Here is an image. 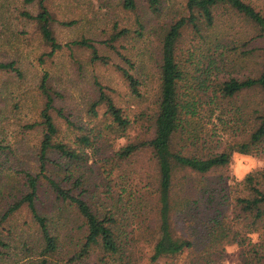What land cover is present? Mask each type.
I'll return each instance as SVG.
<instances>
[{
	"label": "trees",
	"instance_id": "1",
	"mask_svg": "<svg viewBox=\"0 0 264 264\" xmlns=\"http://www.w3.org/2000/svg\"><path fill=\"white\" fill-rule=\"evenodd\" d=\"M48 1L27 0L36 5V11L22 12L33 22L45 48L38 59H49L62 48L79 47L89 50L92 63L108 64L110 57L100 53L92 39L81 37L64 44L57 40L55 18ZM143 1L156 15L162 11L164 0ZM120 4L127 11H139L137 0H120ZM184 7L185 14L178 13L158 26V83L150 112H142L130 120L115 104L110 88L99 82L95 83L96 94L87 106L91 119L103 109L102 116L110 119L107 127L118 129V137L140 124L139 135L126 136V142L105 158L119 163L135 155L145 156L150 172L143 170L142 176L136 172L134 184L133 181L126 184L127 181L119 185L127 197L125 207L122 198L107 204L80 174L60 178L50 173V167L69 171V164L90 160L86 151H94L95 142L102 137L100 130L79 124L70 112L58 107L56 101L63 98V93L53 87L48 73L40 76L37 86L40 119L30 124L40 127L33 153L35 171H23L22 188L0 213V257L10 256L9 222L16 213L23 212L35 237L22 243L25 250L34 254L30 264H139L137 258L142 256L136 255L142 250L148 251V264H216L225 248L232 245L238 248L241 257L238 264H264V167L245 173L231 185L211 178L218 168L231 162L235 153L251 156L264 153V11L250 0H184ZM225 16L249 26L252 35L242 41L243 50L237 56L252 59L253 65L247 74L235 76L232 72L235 61L206 54L202 60L205 68L200 73L215 76L212 82L208 76L197 80L199 97L193 99L185 91L186 72L178 59L182 35L191 29L193 35L205 40L209 30ZM128 32L126 27L114 23L112 31L99 44L125 63V66L115 64L116 70L131 94L139 97L142 81L131 72L135 63L116 46ZM219 40L209 43L213 52L224 49ZM252 42L256 45L250 46ZM121 48L124 49L122 44ZM0 71L22 77L15 60L0 61ZM220 72L223 74L219 77ZM247 92L255 94L252 103L245 109L237 107V116L233 113L236 121L241 122L234 127L240 131L238 138L225 142L220 139L222 144H215L220 148L217 152L203 150L199 155L196 150L191 151L190 146L199 145L197 129L190 121L199 108H206L211 119L221 122L228 111L224 102ZM242 125L248 129L241 128ZM63 126L72 131L81 149L59 138ZM63 160L67 164H61ZM47 207L59 211L67 207L80 222L74 242L72 239L67 242L64 253L53 226L55 221L45 212ZM56 256L60 259L54 260Z\"/></svg>",
	"mask_w": 264,
	"mask_h": 264
},
{
	"label": "rangeland",
	"instance_id": "2",
	"mask_svg": "<svg viewBox=\"0 0 264 264\" xmlns=\"http://www.w3.org/2000/svg\"><path fill=\"white\" fill-rule=\"evenodd\" d=\"M137 1L139 2L137 13L123 9L120 0L48 1V6L55 18L54 31L57 40L64 44L81 37L92 39L98 45L100 53L110 57L109 63L104 65L92 63L88 58L89 50L79 47H73L72 50L62 48L53 57L40 61L38 57L45 48L41 44L33 22L22 14L23 11L35 13L36 5L27 0H0V61L15 60L22 72V77H18L13 72L0 71V213L22 188L23 171L30 170L32 173L35 171L33 153L40 138V127H30V124L40 119V98L37 86L44 72L48 73L53 87L63 93V98L58 99L56 105L70 112L79 124L100 130L102 137L95 142L94 151H86L90 160H84L79 164H69V171L50 167L52 176L74 178L80 174L84 176L82 178H85L83 181L97 190V194L107 204L122 198L125 207L127 197L119 185L122 186L127 181L126 184L131 185V181L134 184L135 178L138 177L134 175L136 172L140 176L143 170L146 173L150 172L143 154L132 156L119 163L105 159L126 142V136L132 138L139 135L140 124L137 128L135 127L136 129L127 130L125 136L118 137L119 133L116 132L119 131L118 129L107 127L110 119L102 116L103 109L99 110L98 117L94 119H91L86 111L88 103L96 94L95 83L99 82L110 88V96L130 120L141 115L142 112L147 114L150 112L158 83L156 67L159 47L158 26L176 17L178 13L185 14L186 8L184 0H164L162 11L156 15L147 8L143 0ZM250 2L264 11V0H250ZM114 23L118 27H126L129 30L126 36L116 42V46L135 63L131 72L142 81L139 97L131 94L127 84L116 70L115 64L125 66V63L116 53L99 44V41L106 38L112 31ZM209 32L210 35L206 36L205 40L203 37L193 35L191 29L186 30L181 38L178 59L180 66L186 72V80L183 83L185 91H189L193 99L199 97L197 80L208 76L207 79L212 82L215 76L200 73L205 68L202 60L205 59L206 54L214 53V55L228 57L229 61H235L232 71L235 76L247 74L253 65L252 59L247 61L242 56H237L243 50L242 41L252 35L245 22L228 20L226 16L221 17ZM218 39H221L219 41L224 44V49L219 48L213 52L214 48L209 43ZM121 44L124 49L121 48ZM253 45L256 43L250 44V46ZM222 74L223 72H220L219 77ZM254 98L253 92H247L231 101H225L228 111L221 118L223 122L215 118L211 119L208 110L200 107L196 116L190 120L197 129L195 133H197L196 140L199 145L190 146V150H196L199 155L203 150L217 152L220 148L215 147V144L219 142L221 145L220 139L225 142L231 138H238L240 131L234 127L235 124L241 125V122L236 121L233 113L237 112V107L245 109ZM235 115L237 116L236 113ZM241 128L247 130L248 126L242 125ZM59 138L76 149H81L74 134L67 127L63 126ZM62 163L67 164L65 160ZM262 167H264V153H259L257 156L235 153L231 162L225 167L218 168L211 178L231 185L239 181L245 173ZM107 186L110 188L107 189ZM44 197L42 199H45ZM126 209L130 213L129 206ZM45 212L55 221L53 226L63 248L61 253H64L67 242L71 239L74 242L80 222L67 207H64L62 211L56 207L50 209L47 207ZM9 224L12 226V232L7 237L12 243L10 256L0 257V264H30L29 261L34 259V254L22 246L24 239L35 238L27 215L18 212ZM147 252L142 250L139 255H136L142 256L137 258L139 264H148ZM240 258L236 246H227L223 256L218 259L219 263L216 264H238ZM53 259L57 260L60 257L56 256Z\"/></svg>",
	"mask_w": 264,
	"mask_h": 264
}]
</instances>
